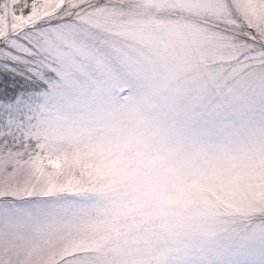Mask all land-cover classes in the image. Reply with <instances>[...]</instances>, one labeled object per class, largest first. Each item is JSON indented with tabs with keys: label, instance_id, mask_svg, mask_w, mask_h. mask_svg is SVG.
I'll return each mask as SVG.
<instances>
[{
	"label": "snow or ice",
	"instance_id": "obj_1",
	"mask_svg": "<svg viewBox=\"0 0 264 264\" xmlns=\"http://www.w3.org/2000/svg\"><path fill=\"white\" fill-rule=\"evenodd\" d=\"M0 264H264V0H0Z\"/></svg>",
	"mask_w": 264,
	"mask_h": 264
}]
</instances>
